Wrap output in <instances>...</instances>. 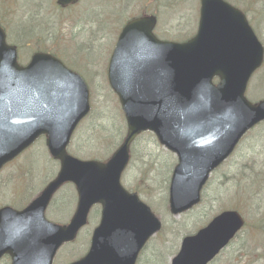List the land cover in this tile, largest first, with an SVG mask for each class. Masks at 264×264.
I'll return each instance as SVG.
<instances>
[{
    "label": "water",
    "instance_id": "obj_1",
    "mask_svg": "<svg viewBox=\"0 0 264 264\" xmlns=\"http://www.w3.org/2000/svg\"><path fill=\"white\" fill-rule=\"evenodd\" d=\"M75 2L77 0H58L61 6ZM203 2V17H207V2L210 0ZM227 25L234 35H240L241 42L238 46L225 49L220 55L228 51V56H231L230 51L234 50L232 62L237 65V70H225L227 84L213 93H208V85L221 64L219 61L201 59L194 46L189 44L178 46L152 42L147 47L152 53L142 62L144 66L137 75L131 76V81L128 75L125 86L115 70L118 58L125 63L123 45L127 36L123 34L111 63L109 78L121 97L129 130L123 145L106 164L80 162L66 154L70 136L87 111V92L80 94L79 105L63 102L53 108L46 129L39 132H10L6 115L14 93L11 73L15 66V53L5 45L0 29V168L43 133L49 136L47 143L52 155L62 163L59 178L37 202L20 214L27 217L38 211L45 225L43 233L32 231L26 234L19 227L8 228L5 219L12 215V223H16L13 216L17 214L8 209L0 212V258L9 254L13 264H52L59 247L64 242L74 240L79 228L86 223L92 205L100 203L103 205V215L91 249L83 260L74 264H135L147 240L160 229L158 220L150 210L136 196L127 194L120 185L121 174L129 161L130 144L146 129L156 131L160 140L180 156L181 165L176 169L171 188L172 212L178 214L198 202L200 189L209 172L228 156L248 128L264 119V102L252 106L243 97L248 78L262 62L263 50L245 21L241 27L238 23L234 28L229 23ZM211 27L204 21L201 32ZM197 51H201V46H197ZM190 103L199 104L198 111L205 114L222 112V115L227 112V116L220 117L218 123L209 115L205 116L207 126L215 130L219 137L208 149H192L201 160L200 175L193 184L194 176L186 174L193 166L192 160L183 165L188 148L174 138L177 129L193 126ZM178 105L179 111L175 115ZM65 181H73L78 187L80 199L77 212L69 226L46 224L42 218L46 204ZM241 224L235 213L222 215L213 222L211 229L201 231L197 237L186 238L173 264H207Z\"/></svg>",
    "mask_w": 264,
    "mask_h": 264
},
{
    "label": "rangeland",
    "instance_id": "obj_2",
    "mask_svg": "<svg viewBox=\"0 0 264 264\" xmlns=\"http://www.w3.org/2000/svg\"><path fill=\"white\" fill-rule=\"evenodd\" d=\"M55 1L0 0V20L7 24L8 41L27 50L21 52L22 61H26L31 54L26 45L29 42L39 43V39L46 37L45 45L65 64L80 72L92 91L93 109L77 130L70 152L80 159L104 161L118 148L127 130L117 98L107 81L109 62L116 46V28L123 24L129 4L131 12H138L146 0H80L77 5L65 9L58 8ZM238 2L249 7L252 13L250 24L264 45V0ZM188 5L192 21L197 1L188 0ZM172 7L160 16L161 28L169 32L167 35L177 33L188 19L186 0ZM9 12L14 15H8ZM41 46H44L43 42ZM249 84L246 97L250 101L256 100L253 102L263 99L264 66L253 75ZM142 137L133 145L132 160L123 177V186L136 192L159 217L166 219H162L164 230L148 245L139 264H170L185 236L196 233L213 217L233 208L240 210L248 221L249 230L245 227L243 234L213 264H264V225L261 224L264 221V124L214 175L201 205L178 218L169 215L168 211L169 178L176 159L151 134ZM38 144L17 160L23 167L13 163L0 176V206L13 203L17 208L24 207L41 191L45 179L49 177V182L56 174L58 165L48 154L44 141ZM18 170H28V181L27 175ZM66 188L56 196L54 207L48 211L51 220L66 223L75 211L76 193L73 190L74 195L71 187ZM96 213L92 211L91 224L74 244L64 249L61 262L57 264H70L87 253L91 232L98 223ZM255 228L261 235L251 234ZM254 239L263 240L254 243ZM65 253H68V259Z\"/></svg>",
    "mask_w": 264,
    "mask_h": 264
},
{
    "label": "flooded vegetation",
    "instance_id": "obj_3",
    "mask_svg": "<svg viewBox=\"0 0 264 264\" xmlns=\"http://www.w3.org/2000/svg\"><path fill=\"white\" fill-rule=\"evenodd\" d=\"M226 1V0H225ZM228 1V0H227ZM235 1V0H234ZM236 2V1H235ZM232 3V2H231ZM237 3V2H236ZM233 5H235V3H232ZM148 7H150V5H149V3H146V5H145V9H147ZM197 24H198V21L197 20H195V22L193 23V26H192V28H191V30L189 31V38L188 39H192L195 35H196V33H197Z\"/></svg>",
    "mask_w": 264,
    "mask_h": 264
}]
</instances>
